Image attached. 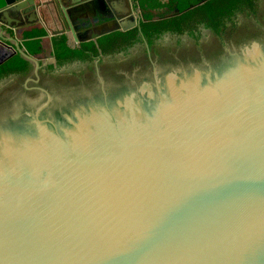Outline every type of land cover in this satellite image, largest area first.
Returning a JSON list of instances; mask_svg holds the SVG:
<instances>
[{
  "label": "water",
  "instance_id": "obj_1",
  "mask_svg": "<svg viewBox=\"0 0 264 264\" xmlns=\"http://www.w3.org/2000/svg\"><path fill=\"white\" fill-rule=\"evenodd\" d=\"M59 2L66 27L53 34L75 45L139 24L132 5L115 19L114 0ZM36 7L0 0V13ZM107 18L115 28L80 29ZM234 36L164 54V74L148 60L151 80L137 65L119 71L133 85L112 100L100 78L103 96L62 119L40 104L3 136L0 264H264V39L238 47ZM217 47L229 57L214 66ZM16 52L39 68L20 49L0 63Z\"/></svg>",
  "mask_w": 264,
  "mask_h": 264
},
{
  "label": "trees",
  "instance_id": "obj_2",
  "mask_svg": "<svg viewBox=\"0 0 264 264\" xmlns=\"http://www.w3.org/2000/svg\"><path fill=\"white\" fill-rule=\"evenodd\" d=\"M134 0V9L140 8L139 24L127 31L114 30L95 40L82 41L78 45L69 42L68 34L52 36V54L55 62L45 70L55 73L73 62L99 63L107 56L129 55L136 45H146L147 51H154L156 42L166 35H186L198 42L202 32L208 30L219 38L236 31L251 29L242 26L239 18H253L259 23L264 0ZM196 5L193 8H189ZM44 29L23 32V45L30 55L40 51V37ZM160 57V56H159ZM33 68L31 62L19 52L0 63V82L12 76H25Z\"/></svg>",
  "mask_w": 264,
  "mask_h": 264
},
{
  "label": "flooded vegetation",
  "instance_id": "obj_3",
  "mask_svg": "<svg viewBox=\"0 0 264 264\" xmlns=\"http://www.w3.org/2000/svg\"><path fill=\"white\" fill-rule=\"evenodd\" d=\"M259 23L250 25L251 29L236 31L233 34L234 44L238 47L251 41H262L264 39V11L259 16ZM227 36V35H225ZM222 48H215L207 53L208 58L217 59L214 66L219 65L223 59L229 57V54L225 52L223 55ZM197 60V56L194 57ZM191 58V60H194ZM160 69L157 68L159 74L167 72L169 66V59L165 55L158 57ZM149 64V65H148ZM151 62L146 60L137 64L136 76L139 79L144 80L153 77L151 68ZM48 65H46L47 67ZM44 67V68H46ZM42 68V69H44ZM32 71V69H31ZM30 71V72H31ZM46 71V75L42 76L38 83L34 82L32 86L15 85L8 93L0 95V140L3 136L9 133H15L19 129L25 128L30 117L29 112L33 111L38 105L43 104L41 113L48 118L62 119L65 113H71L72 109L77 107V104L82 101L85 102L92 97L103 96V88L100 86L99 78L96 74L90 73V75L83 76L84 87L81 88L79 93H68L69 86L65 82H55L52 80L53 73ZM98 73L102 77L104 82L107 83L106 95L109 100L114 97L122 95L124 92H130L132 85L131 77H127L125 74H121L116 71L113 64H100ZM52 74V75H51ZM34 75V73H32ZM96 75V76H95ZM105 87V86H104ZM51 89L58 90V92L51 95ZM49 96L51 97L49 99ZM49 99V100H48ZM108 100V101H109ZM48 101V102H47ZM47 102V104H45ZM56 128L54 127V130Z\"/></svg>",
  "mask_w": 264,
  "mask_h": 264
},
{
  "label": "crops",
  "instance_id": "obj_4",
  "mask_svg": "<svg viewBox=\"0 0 264 264\" xmlns=\"http://www.w3.org/2000/svg\"><path fill=\"white\" fill-rule=\"evenodd\" d=\"M60 0H35L37 7L36 12L27 14H15L10 11L0 13V59L7 54H11L13 50L20 49L30 55L23 45V32L32 29H44L46 34L40 37V51L35 57L39 68H44L46 65L53 63L51 54L52 36L56 31L65 29L66 22L63 18ZM131 5H134V0H114L113 5H109V11L116 16L115 19L129 18ZM102 16V15H101ZM120 16V17H119ZM116 23L111 18L99 21L93 27L87 26V35L91 32H99L101 30L113 29ZM82 31V30H81ZM69 42L75 45L74 38L71 34L68 35ZM37 69V70H38Z\"/></svg>",
  "mask_w": 264,
  "mask_h": 264
},
{
  "label": "rangeland",
  "instance_id": "obj_5",
  "mask_svg": "<svg viewBox=\"0 0 264 264\" xmlns=\"http://www.w3.org/2000/svg\"><path fill=\"white\" fill-rule=\"evenodd\" d=\"M262 11H264V5H262L261 12ZM248 19L250 18L242 16L239 18V23H242ZM213 35L215 34L208 30H204L202 32V37L200 40L211 37ZM195 42L196 41L187 37L186 35H166L156 42L154 51H147L146 45H136L131 49L129 55L126 56H123L121 54L113 57L107 56L104 57V59H102L100 63L98 60H94L93 62L89 63L73 62L64 66L53 75L51 74L53 76L52 80H55L56 82H59L60 80L61 82H65V84L69 86V89L76 88L78 86L84 85V75L87 76L92 73L96 74L99 79L102 78L98 73L100 64H113L116 68V71L119 72L129 67L135 66L144 60L148 61L150 59L156 58L160 55H164ZM32 73H34V75H32ZM44 75H46L45 69H42L41 67L40 69L36 70L35 67H33L32 71L25 76H12L8 79H5L0 82V95L3 94L4 96L5 93H8V91L17 84L32 86L34 82L38 83L40 78ZM51 91V95L53 94V91L54 93L58 92V90L55 89H51Z\"/></svg>",
  "mask_w": 264,
  "mask_h": 264
}]
</instances>
